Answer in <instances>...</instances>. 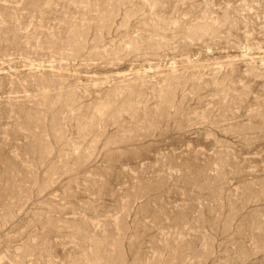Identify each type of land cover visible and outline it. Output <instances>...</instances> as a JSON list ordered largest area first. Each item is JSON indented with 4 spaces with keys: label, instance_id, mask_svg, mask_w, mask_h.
<instances>
[{
    "label": "rangeland",
    "instance_id": "obj_1",
    "mask_svg": "<svg viewBox=\"0 0 264 264\" xmlns=\"http://www.w3.org/2000/svg\"><path fill=\"white\" fill-rule=\"evenodd\" d=\"M0 264H264V0H0Z\"/></svg>",
    "mask_w": 264,
    "mask_h": 264
}]
</instances>
